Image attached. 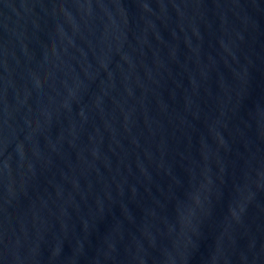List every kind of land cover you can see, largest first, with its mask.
I'll return each instance as SVG.
<instances>
[{"label": "water", "instance_id": "95a60500", "mask_svg": "<svg viewBox=\"0 0 264 264\" xmlns=\"http://www.w3.org/2000/svg\"><path fill=\"white\" fill-rule=\"evenodd\" d=\"M0 264H264V0H0Z\"/></svg>", "mask_w": 264, "mask_h": 264}]
</instances>
